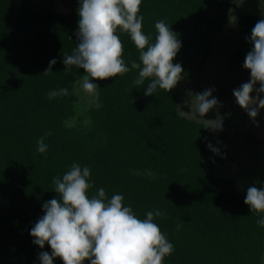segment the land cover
I'll list each match as a JSON object with an SVG mask.
<instances>
[{"label": "trees", "instance_id": "obj_1", "mask_svg": "<svg viewBox=\"0 0 264 264\" xmlns=\"http://www.w3.org/2000/svg\"><path fill=\"white\" fill-rule=\"evenodd\" d=\"M232 6L231 0H143V31L154 42L156 21L172 28L182 43L173 62L199 86ZM78 8L0 0V264H41L39 253L51 254L50 246L34 244L30 230L44 215L43 204L57 198L53 178L73 163L91 169L90 195L100 188L108 198L121 194L141 219L148 211L165 213L154 220L175 249L164 264H262L264 228L256 221L264 214H252L237 181L216 172L240 167L225 113L223 131L214 132L181 114L179 84L146 96V85H134L133 70L97 81V103L83 117L89 125L81 119L69 125L78 118L76 83L84 70H66L63 56L77 47ZM262 18L241 10L234 31L251 36ZM119 35L125 62L139 63L130 36ZM52 59L53 72L42 75ZM61 88L68 95L48 98ZM41 136L44 154L36 150ZM244 139L264 144L253 132Z\"/></svg>", "mask_w": 264, "mask_h": 264}, {"label": "clouds", "instance_id": "obj_2", "mask_svg": "<svg viewBox=\"0 0 264 264\" xmlns=\"http://www.w3.org/2000/svg\"><path fill=\"white\" fill-rule=\"evenodd\" d=\"M143 0H79V22L76 37L77 47L71 55H64L66 70L72 66L84 70L78 82L82 89L96 95L100 88L93 81H107L135 70L138 75L133 83L146 88L145 95L153 96L157 89L172 92L185 78L180 63H174L182 43L163 20L155 23L157 35L153 42L143 31L144 17L140 14ZM119 33H126L139 51V63L124 59V45ZM252 45L246 54L244 68L250 72V80L233 90L238 105L259 127L257 118L264 110V18L252 29ZM57 61L52 59L42 74L53 72ZM147 82V83H146ZM259 85V87H257ZM215 88L202 93H189L186 101L199 117L216 111V119L205 120L206 128L223 131L224 120L219 109L221 102L214 97ZM68 95L67 88L48 93L49 99ZM51 133H46L50 135ZM208 148L219 155L211 143ZM37 152L48 150L45 136L37 140ZM53 198L43 204L44 215L31 228L35 245L47 251L39 253L41 264H54L59 259L63 264H164L175 249L161 231L156 217L165 215L160 210L148 211L139 218L130 206H125L124 196L113 194L108 198L105 189L94 194L91 169L73 163L61 177L53 178ZM245 204L252 214H264V188L249 186ZM264 228V216L256 221Z\"/></svg>", "mask_w": 264, "mask_h": 264}, {"label": "rangeland", "instance_id": "obj_3", "mask_svg": "<svg viewBox=\"0 0 264 264\" xmlns=\"http://www.w3.org/2000/svg\"><path fill=\"white\" fill-rule=\"evenodd\" d=\"M34 4L53 6L58 4L59 6L69 10L75 7L76 3L80 7L79 0H33ZM77 1V2H76ZM232 9L230 12V22L225 29L226 32L222 34L219 41L213 47V52L208 61L206 67V79L200 82L197 86L195 82L185 77L179 83V93L181 102V114L195 120L203 121L216 119V111L209 112L208 117L201 118L198 113L193 110L191 112L190 105L187 106L186 101L189 99V93H202L206 89L215 88L213 93L222 105L226 104L227 108L232 104L231 111L227 116V123L231 133L230 150L232 156H234L238 162L239 170H236L235 164L231 168L218 166L216 172L218 175L224 178L235 179L238 183L239 190L247 193L249 186H256L258 188H264V144H261L252 140H245L248 132H253L257 138L264 141V110H261L260 115L257 118V123H253L248 114L238 105L233 90L239 88L243 83L250 80V72L244 68V61L246 54L251 50L252 45L246 38L250 36L242 34H231L237 29L239 14L241 10H247L255 12L264 16V5L260 0H231ZM230 32V33H229ZM239 53V54H237ZM84 71L77 77L76 92L79 97V101L76 105V111L78 118L69 122V125L79 124L88 126L90 121L88 116V110L92 105L97 103V94L86 93L80 84L78 83L84 75ZM97 83V81H93ZM259 87V85H257ZM263 98V95H262ZM225 102V103H224ZM221 112V108L219 109ZM221 115V113H220ZM222 116V115H221ZM245 120V123L242 121ZM83 122V123H82ZM246 128V130L244 129ZM243 138V139H241ZM233 171V172H232ZM152 176L156 173L151 172ZM264 264V255L263 262Z\"/></svg>", "mask_w": 264, "mask_h": 264}, {"label": "crops", "instance_id": "obj_4", "mask_svg": "<svg viewBox=\"0 0 264 264\" xmlns=\"http://www.w3.org/2000/svg\"><path fill=\"white\" fill-rule=\"evenodd\" d=\"M224 32H226L225 30L223 31V32H221L219 35H218V37H217V39H216V41H215V44L219 41V39H220V37L222 36V34L224 33ZM230 33V32H229ZM231 34H237L236 32H231ZM215 44H214V46H215ZM213 46V47H214ZM212 52H213V49H212ZM212 52H211V54H212ZM210 57H211V55H210ZM210 59V58H209ZM208 64V63H207ZM207 67V66H206ZM205 72H206V68H205ZM206 73H204V75H203V79L202 80H205L206 79V75H205ZM205 78V79H204ZM180 94V93H179ZM263 98H264V95H263ZM225 103V102H224ZM180 107H181V102H180ZM231 107H232V104H230V106L227 108V105L226 104H224L223 105V107H221V115H222V117L224 116V113L225 114H227L229 111H231ZM180 111H181V109H180ZM232 113H234L233 112V110L231 111ZM209 116V114L206 116V117H208ZM244 123H245V120H242ZM246 124V127L248 126V124L247 123H245ZM228 126H229V124H228ZM245 130H246V128H244ZM247 131V130H246ZM249 133V132H248ZM247 133V134H248ZM231 134V133H230ZM241 139H243V138H241Z\"/></svg>", "mask_w": 264, "mask_h": 264}]
</instances>
